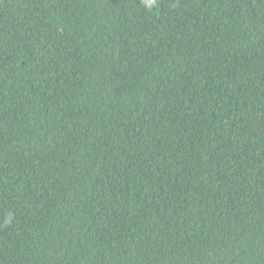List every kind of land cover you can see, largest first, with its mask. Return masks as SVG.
Instances as JSON below:
<instances>
[{
	"label": "trees",
	"instance_id": "trees-1",
	"mask_svg": "<svg viewBox=\"0 0 264 264\" xmlns=\"http://www.w3.org/2000/svg\"><path fill=\"white\" fill-rule=\"evenodd\" d=\"M0 264H264V0H0Z\"/></svg>",
	"mask_w": 264,
	"mask_h": 264
},
{
	"label": "clouds",
	"instance_id": "clouds-1",
	"mask_svg": "<svg viewBox=\"0 0 264 264\" xmlns=\"http://www.w3.org/2000/svg\"><path fill=\"white\" fill-rule=\"evenodd\" d=\"M146 5L151 8L156 5L157 0H145Z\"/></svg>",
	"mask_w": 264,
	"mask_h": 264
}]
</instances>
